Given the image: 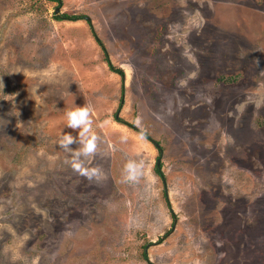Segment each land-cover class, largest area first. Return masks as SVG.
<instances>
[{"label": "rangeland", "instance_id": "1", "mask_svg": "<svg viewBox=\"0 0 264 264\" xmlns=\"http://www.w3.org/2000/svg\"><path fill=\"white\" fill-rule=\"evenodd\" d=\"M0 264H264V0H0Z\"/></svg>", "mask_w": 264, "mask_h": 264}, {"label": "clouds", "instance_id": "2", "mask_svg": "<svg viewBox=\"0 0 264 264\" xmlns=\"http://www.w3.org/2000/svg\"><path fill=\"white\" fill-rule=\"evenodd\" d=\"M65 127L75 131L65 132L60 129L57 135L56 144L66 154V162L71 169L87 179H99L102 173L98 167H90V157L97 151L98 136L93 130V120L88 107L76 106L74 102L72 107L64 111ZM140 138L143 139L144 133L141 132ZM123 139V138H122ZM75 144L77 147L72 148L70 145ZM144 167L143 161L128 159L122 168V178L125 182L135 183L142 175Z\"/></svg>", "mask_w": 264, "mask_h": 264}, {"label": "trees", "instance_id": "3", "mask_svg": "<svg viewBox=\"0 0 264 264\" xmlns=\"http://www.w3.org/2000/svg\"><path fill=\"white\" fill-rule=\"evenodd\" d=\"M50 2H58L59 0H48ZM56 19H60V18H65V19H69V20H78V19H81L80 17L79 18H74V17H55ZM115 73H118L120 76H123V72L119 69V70H113ZM156 173H158L159 176H161V172H160V169L159 168H156Z\"/></svg>", "mask_w": 264, "mask_h": 264}, {"label": "water", "instance_id": "4", "mask_svg": "<svg viewBox=\"0 0 264 264\" xmlns=\"http://www.w3.org/2000/svg\"><path fill=\"white\" fill-rule=\"evenodd\" d=\"M157 166H158V163H157Z\"/></svg>", "mask_w": 264, "mask_h": 264}]
</instances>
